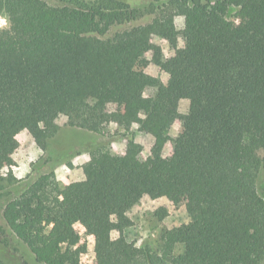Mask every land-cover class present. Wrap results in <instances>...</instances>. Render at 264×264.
Segmentation results:
<instances>
[{"label": "trees", "instance_id": "1", "mask_svg": "<svg viewBox=\"0 0 264 264\" xmlns=\"http://www.w3.org/2000/svg\"><path fill=\"white\" fill-rule=\"evenodd\" d=\"M54 1L0 0L8 20L0 28V216L7 225L0 220V264H29L18 240L41 264H80L73 256L86 250L76 246L84 214L98 264H264V0ZM232 7L238 25L228 17ZM148 14L151 21L116 34L119 47L99 36ZM179 15L189 19L181 31ZM155 35L175 50L162 63L170 85L140 67ZM95 92L102 97L91 100ZM182 99L203 100V115L180 112ZM61 115L70 127L101 135L110 123L127 131L157 127L173 156L157 142L145 158L134 137L119 159L106 142L91 143L84 182L63 188L55 166L68 152L54 145ZM175 120L185 124L180 141L168 134ZM16 121L49 152L31 180L2 173ZM185 169L201 183L188 191L189 221L137 256L125 235L129 211L156 182L181 191Z\"/></svg>", "mask_w": 264, "mask_h": 264}, {"label": "rangeland", "instance_id": "2", "mask_svg": "<svg viewBox=\"0 0 264 264\" xmlns=\"http://www.w3.org/2000/svg\"><path fill=\"white\" fill-rule=\"evenodd\" d=\"M56 3L54 0H47ZM133 6H144L150 0H124ZM239 9L232 7L228 13L230 20L238 25L241 19L238 16ZM155 14H148L135 21L124 24H117L110 28L108 32L99 36L110 39L116 47L121 46V40L116 37L118 32L129 29L134 25L143 24L151 21ZM5 21L0 24V28L8 26V20L4 15H0ZM188 17L179 15L175 19L176 29L181 31L188 23ZM184 41L178 37V45L182 46ZM175 52L169 39L155 35L151 41L150 49L143 55L140 61V67L143 68L150 77L159 76L166 84L172 83V78L163 68V61L173 55ZM76 91L84 94L87 87L77 85ZM154 88H148L146 93L153 94ZM100 92H95L90 99L101 98ZM179 111L182 113H191L201 116L205 111V102L197 99H182L179 104ZM62 130L57 135L54 142L56 148L61 151H67L68 155L56 164V174L60 185L65 188L74 183H82L85 180L82 164L87 161L91 154L88 150L91 143L108 144L113 157L119 159L125 152L128 138L134 137L136 141L143 145V157L151 154L153 145L157 142L162 144L163 154L166 157L173 156L172 141H162L159 136L162 135L159 128H154L149 132L138 130V125H133L130 131H127L115 123H110L106 128V134L101 135L96 132L88 131L77 127H70L67 124V117L61 115L58 119ZM185 124L180 120H175L168 131V134L176 141L183 139ZM8 150L2 159V173H14L19 179L31 180L35 176L34 165L40 157L49 155L42 145H37L28 131L21 125L20 121L14 122L9 130L7 137ZM33 147L40 150L37 154ZM28 149V150H27ZM69 150V151H68ZM87 159V160H86ZM201 183L193 179L188 171L184 170V185L179 192H167L159 182L152 185L139 204L134 206L129 215L133 220V225L125 230V235L129 240L135 243V254L143 256L145 254L146 244H156L164 235V232L172 227L178 226L189 221V215L186 210L188 191ZM259 191L264 195V180L259 179ZM1 223L7 227L5 220L0 216ZM76 228L80 238L76 246L85 244L84 252H76L73 256L75 261L80 264H98L97 239L93 233V222L87 215L77 222ZM91 230V231H90ZM118 231L112 232V237H117ZM18 240V239H17ZM16 242V241H15ZM16 246L24 254L29 264L39 263L29 247L18 240Z\"/></svg>", "mask_w": 264, "mask_h": 264}, {"label": "crops", "instance_id": "3", "mask_svg": "<svg viewBox=\"0 0 264 264\" xmlns=\"http://www.w3.org/2000/svg\"><path fill=\"white\" fill-rule=\"evenodd\" d=\"M38 145V144H37ZM28 150V149H27ZM33 150H35L36 154L40 151L36 147H33ZM87 160V159H86Z\"/></svg>", "mask_w": 264, "mask_h": 264}, {"label": "clouds", "instance_id": "4", "mask_svg": "<svg viewBox=\"0 0 264 264\" xmlns=\"http://www.w3.org/2000/svg\"><path fill=\"white\" fill-rule=\"evenodd\" d=\"M4 22L3 18H0V24H3Z\"/></svg>", "mask_w": 264, "mask_h": 264}]
</instances>
